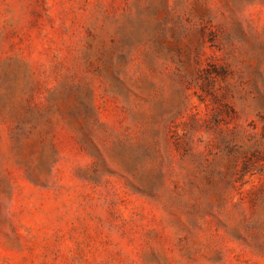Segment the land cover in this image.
<instances>
[{"label":"rangeland","instance_id":"374dc122","mask_svg":"<svg viewBox=\"0 0 264 264\" xmlns=\"http://www.w3.org/2000/svg\"><path fill=\"white\" fill-rule=\"evenodd\" d=\"M0 264H264V0H0Z\"/></svg>","mask_w":264,"mask_h":264}]
</instances>
